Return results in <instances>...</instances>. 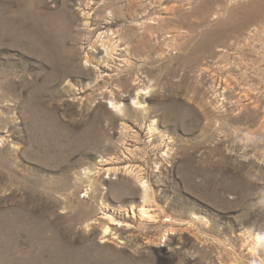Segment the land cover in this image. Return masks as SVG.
<instances>
[{"label":"rangeland","instance_id":"374dc122","mask_svg":"<svg viewBox=\"0 0 264 264\" xmlns=\"http://www.w3.org/2000/svg\"><path fill=\"white\" fill-rule=\"evenodd\" d=\"M0 264H264V0H0Z\"/></svg>","mask_w":264,"mask_h":264},{"label":"bare ground","instance_id":"6f19581e","mask_svg":"<svg viewBox=\"0 0 264 264\" xmlns=\"http://www.w3.org/2000/svg\"><path fill=\"white\" fill-rule=\"evenodd\" d=\"M204 39H205V41H203V44H202L204 48H205L206 45H208L209 43H213V42H214L213 39L210 40V39L207 38V37H205ZM206 41H207V42H206ZM102 47H103V49H104V53H105V55H109V54L111 53V51L113 50V48H112L111 46L106 45V44H102ZM109 101L111 102V105H112V107H114V109L118 110V112H122V108H121L120 106H118V105H119L118 102H116V101L113 100V99H110ZM131 101H132L133 105H138V104H140V100H139V98H138L137 96H136V97H132V98H131ZM139 106H140V105H139ZM144 199H146V197H145ZM142 214H143V215L146 214V212H145L143 209H142ZM107 231H108L107 228H105V229H104V234H106Z\"/></svg>","mask_w":264,"mask_h":264}]
</instances>
